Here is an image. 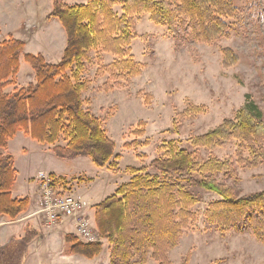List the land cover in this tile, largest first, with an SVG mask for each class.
Segmentation results:
<instances>
[{"label":"trees","instance_id":"obj_1","mask_svg":"<svg viewBox=\"0 0 264 264\" xmlns=\"http://www.w3.org/2000/svg\"><path fill=\"white\" fill-rule=\"evenodd\" d=\"M115 3L88 0L69 5L53 0L47 16L57 18L66 34V45L57 63L47 62L39 53H24V41L12 36L0 42V149H6L8 141L22 130L37 142L52 145L58 158L87 156L96 167H111L112 158L117 157L115 143L107 135L104 120L83 107L82 93L87 83L80 74L88 51L100 48L117 55L120 60L113 67L121 76L132 77L139 71L129 52L135 38L134 15L147 13L154 23L166 26L176 36L178 30L189 29L184 34L189 39L209 42L227 35L228 19L238 12L233 0H122L119 15L113 10ZM21 54L34 71V82L6 92V87L15 84ZM222 56L226 67L239 60L229 47L222 49ZM247 97L233 117L189 138L192 149L168 141L162 154L149 163L156 173H149L146 166L129 168V181L94 205L99 236L111 245L109 264H144L149 250L157 264H171L167 254L193 217L189 209L198 200L191 190L194 188L220 197L206 210L209 223L224 231L248 227L264 242V189L243 195L233 193L217 180L219 173L230 171L229 159L211 154L237 140L240 147L248 145L251 166L262 161L264 152L255 143L264 137V117ZM186 109L196 115L204 106L187 102ZM61 137L62 145L57 144ZM200 149L207 156L201 155ZM16 175L13 157L0 151V217L10 220L25 212L30 203L28 197H13ZM48 176L56 182L66 180L54 174ZM34 235L28 232L23 237H12L0 246V264H23L26 245ZM64 241L67 254L89 259L102 249L100 241L83 242L74 233H67Z\"/></svg>","mask_w":264,"mask_h":264},{"label":"rangeland","instance_id":"obj_2","mask_svg":"<svg viewBox=\"0 0 264 264\" xmlns=\"http://www.w3.org/2000/svg\"><path fill=\"white\" fill-rule=\"evenodd\" d=\"M33 1L0 0V16L3 18V22L0 20V36L24 31L19 17ZM63 1L72 5L88 0ZM233 1L238 12L236 17L228 19L227 35L209 42L189 39L184 35L189 29L178 30L176 36L166 26L154 23L147 13L134 15L135 38L130 43L129 52L138 64L139 71L132 77L121 76L119 69L113 67L114 62L120 60L117 55L100 48L90 49L84 60L85 68L80 74V79L87 83L82 93L83 107L104 120L107 135L115 143L117 157L112 158L114 166L105 167L108 173L96 167L87 156L61 159L54 155L55 162H50L39 149L42 144L19 130L8 141L7 148L0 149L14 159L17 170L14 195H23L28 181L37 182V177H33L37 168L50 163L63 167L64 171L71 174L64 182H57V186L63 193L78 200L76 188H83L98 176L96 182L84 189L83 193L101 190L108 182V175L117 171L118 166L121 168L119 174L112 177L116 186L127 182L131 176V166H146L147 171L154 174L156 171L149 163L162 154L164 144L174 140L178 146L192 149L189 138L205 133L224 118L233 117L247 96L258 105L264 117V0ZM121 2L116 0L113 5V10L119 15L122 13ZM52 3L53 0H37V25L43 19L39 11H50ZM55 20L61 29L57 32L52 26L51 31L61 46L64 31L58 19ZM40 28H45L44 24ZM46 29L37 38V44L33 41L29 43V48L33 45L40 48L44 44L52 46L50 32ZM225 47L239 56L233 66L226 67L222 63V49ZM23 62V67L15 76V84L6 87V92L34 82L32 67L26 61ZM187 102L203 105L204 109L196 115L188 113ZM63 143L61 137L57 144ZM255 144L261 146L264 152V137ZM200 153L207 156L202 149ZM211 154L221 160L229 159L230 171L219 173L217 180L233 193L243 195L264 189V156L256 166H251L248 145L240 147L237 140H231L224 147L212 150ZM42 155L44 159L40 160ZM191 190L198 200L189 209L193 217L182 228L179 241L167 254L171 264H264V242L256 238L250 228L224 231L207 221L209 204L220 197L201 188ZM81 201L90 208L92 216L85 213L86 218L90 226L97 230L95 220L90 218L94 217V205H90L87 196L82 197ZM31 211L32 208L25 212ZM72 230L76 232L74 225ZM28 232L30 230L27 228ZM67 233L70 231H65L64 236ZM97 239L102 243L103 252L99 257V264H102L107 250L110 254L111 245L105 238L99 236ZM66 248L65 244L64 253ZM150 252L144 264H157ZM36 256L35 252L30 253V259L27 258L25 264H29V260L36 261Z\"/></svg>","mask_w":264,"mask_h":264},{"label":"crops","instance_id":"obj_3","mask_svg":"<svg viewBox=\"0 0 264 264\" xmlns=\"http://www.w3.org/2000/svg\"><path fill=\"white\" fill-rule=\"evenodd\" d=\"M36 4H37V0H34L32 4L30 3V6L27 5L23 9L24 11L23 15L19 17L20 21H22L23 23L22 28H24V31H20L22 33L18 32L16 34L8 32L6 36H3V37L0 36V42L7 39L9 36H12L16 39L24 41L25 43L24 53H33V54L39 53L45 58L47 62L57 63L62 57L64 48L66 45L65 30L60 23L64 31L63 32L64 38L61 43L62 45L59 46V42L57 38L54 37V33L51 31V28L52 26H54L57 32L61 28L59 24L57 23V21L55 20V17L47 16L51 11L52 6H51L50 11H46L45 13H41L39 11L40 13L39 15L42 14L43 19L41 20L40 24L37 25V10H36L37 5ZM2 19L3 18L0 16L1 21ZM41 24H44V27L48 28V33L50 32L52 46L49 47L48 44H44L45 46L41 45L40 48L37 47V45H33L31 48H29V43L31 41L37 44V38L39 37V35L43 33L44 31H47V29L44 30L45 28L39 29V26ZM0 29H1V25H0ZM26 32H27V35H25ZM19 61H20V66H19V71H20V68H22L24 65L23 54L20 55ZM39 149L41 150L43 154H45L44 157H46L47 160H49L50 162L52 161L53 163L55 162L53 158L55 154L52 150V146L42 144ZM44 157L42 155V157H40V160H43ZM131 167L137 168V166H131ZM100 169L106 170L105 167L100 168ZM117 169H118L117 171H113L111 172L112 174L108 175V180H107L108 182H106L105 186H103L101 190H98L97 192L88 190L83 193L84 189L90 188V186L96 182V180L98 179V176H95L91 181L85 184L83 188L82 187L76 188L75 195L79 198L80 201L82 197L87 196L91 206L97 204L98 202H100V200L104 199V196L106 197L108 196L107 194L113 193L114 190L118 187L116 186L115 181L112 180V177L117 176V174H119L118 172L121 169L120 166H118ZM49 174H54L56 177H64L66 179H68L71 175V174H68L66 171H64L63 167L59 165L57 166L52 163H50L49 165L44 164L43 166H40L37 168V173L35 174V176H33V177H37V182L28 181L26 184V187L24 188L23 195H19V194L14 195L13 189H12L13 197H16V198L28 197L30 200L28 210H30L31 208L34 207L35 200L38 197V194L40 191V181L38 180L39 177L42 175H49ZM129 177L126 181L129 180ZM82 204L85 209L84 212L86 214L91 215V212L89 211L90 208L87 205H85L83 202ZM29 213L24 212L20 214L14 220H10L7 216L0 217V245L1 246L4 243H6L9 239H11L12 237H23L26 234L27 228L28 230H30V232L35 233V236L26 245V254L23 259L24 260L23 264H25V261L27 258L30 259V253H33V252L37 254L36 256L37 260L36 261L35 259L33 261L29 260L30 261L29 264H99V260H100L99 257L102 254L103 249L98 256H95L92 259L86 258L78 254L64 253V249H65L64 232L65 231L67 232L68 230L70 231V233L74 232L72 230V227L74 224H72L73 222L71 219H68V221H64V220L60 221L55 226L51 228H46L39 218H36L34 216H29ZM91 216L90 218L93 221L94 217L92 218ZM102 261H103L102 264H109V251L108 250L106 251V255Z\"/></svg>","mask_w":264,"mask_h":264},{"label":"built area","instance_id":"obj_4","mask_svg":"<svg viewBox=\"0 0 264 264\" xmlns=\"http://www.w3.org/2000/svg\"><path fill=\"white\" fill-rule=\"evenodd\" d=\"M40 191L29 216L36 215L46 228L55 226L65 218L74 221L75 234L83 242L98 240V231L90 226V221L80 200L63 193L57 182L49 176L40 177Z\"/></svg>","mask_w":264,"mask_h":264}]
</instances>
